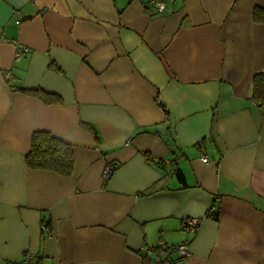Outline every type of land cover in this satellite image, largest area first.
Returning <instances> with one entry per match:
<instances>
[{
	"label": "crops",
	"instance_id": "obj_1",
	"mask_svg": "<svg viewBox=\"0 0 264 264\" xmlns=\"http://www.w3.org/2000/svg\"><path fill=\"white\" fill-rule=\"evenodd\" d=\"M145 1L0 0V264H153L142 247L182 243L183 264H264V0ZM35 132L71 145L70 176L26 166Z\"/></svg>",
	"mask_w": 264,
	"mask_h": 264
},
{
	"label": "trees",
	"instance_id": "obj_2",
	"mask_svg": "<svg viewBox=\"0 0 264 264\" xmlns=\"http://www.w3.org/2000/svg\"><path fill=\"white\" fill-rule=\"evenodd\" d=\"M19 90L45 103L59 102L58 97L41 90ZM253 99L264 102V73L253 78ZM158 106L163 112L164 120L167 121L168 115L165 108L160 103ZM24 159L26 166L31 170L51 171L65 177L73 172L74 158L71 145L47 132L33 133L29 152ZM207 217L215 218L213 214Z\"/></svg>",
	"mask_w": 264,
	"mask_h": 264
},
{
	"label": "built area",
	"instance_id": "obj_3",
	"mask_svg": "<svg viewBox=\"0 0 264 264\" xmlns=\"http://www.w3.org/2000/svg\"><path fill=\"white\" fill-rule=\"evenodd\" d=\"M182 0H146L143 2V8L149 16H159L165 13L167 6L169 4L176 3ZM22 18H20L21 20ZM15 55L14 61L20 62L27 54L28 49L24 46L15 45ZM201 161L203 163H208V158L206 155H201ZM117 166L113 163H106L103 171L101 173V179L103 183H106L111 175L116 170ZM215 208L212 207L207 212V215H212ZM201 219L188 218L181 223V228L186 233H194L197 231L199 225L201 224ZM41 231L47 232L44 224H41ZM142 258H150L153 264H183L188 259L189 244L182 243L174 246L169 245H159L156 247H142L139 252ZM22 264H36V258L30 253H24Z\"/></svg>",
	"mask_w": 264,
	"mask_h": 264
},
{
	"label": "water",
	"instance_id": "obj_4",
	"mask_svg": "<svg viewBox=\"0 0 264 264\" xmlns=\"http://www.w3.org/2000/svg\"><path fill=\"white\" fill-rule=\"evenodd\" d=\"M158 133L159 134H165L164 131H162V130H159Z\"/></svg>",
	"mask_w": 264,
	"mask_h": 264
}]
</instances>
